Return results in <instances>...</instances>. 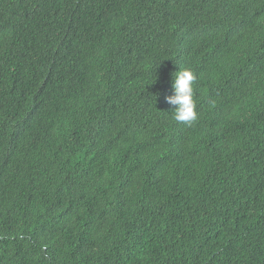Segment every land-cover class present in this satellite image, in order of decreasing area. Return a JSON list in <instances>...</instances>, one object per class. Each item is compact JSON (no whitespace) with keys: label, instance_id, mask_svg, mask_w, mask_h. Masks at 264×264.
I'll return each mask as SVG.
<instances>
[{"label":"trees","instance_id":"trees-1","mask_svg":"<svg viewBox=\"0 0 264 264\" xmlns=\"http://www.w3.org/2000/svg\"><path fill=\"white\" fill-rule=\"evenodd\" d=\"M0 264H264V0H0Z\"/></svg>","mask_w":264,"mask_h":264},{"label":"clouds","instance_id":"clouds-1","mask_svg":"<svg viewBox=\"0 0 264 264\" xmlns=\"http://www.w3.org/2000/svg\"><path fill=\"white\" fill-rule=\"evenodd\" d=\"M195 79L196 76L190 69H180L173 75L174 94L167 97V101L175 106L172 115L177 122L191 125L198 119L193 88Z\"/></svg>","mask_w":264,"mask_h":264}]
</instances>
